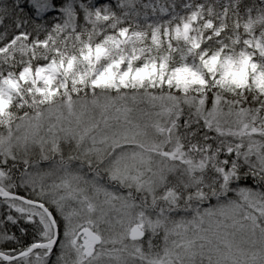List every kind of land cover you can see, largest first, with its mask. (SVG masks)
I'll use <instances>...</instances> for the list:
<instances>
[{
  "label": "snow or ice",
  "instance_id": "1",
  "mask_svg": "<svg viewBox=\"0 0 264 264\" xmlns=\"http://www.w3.org/2000/svg\"><path fill=\"white\" fill-rule=\"evenodd\" d=\"M0 264H264V0H0Z\"/></svg>",
  "mask_w": 264,
  "mask_h": 264
}]
</instances>
